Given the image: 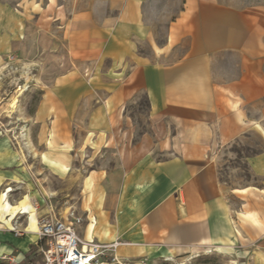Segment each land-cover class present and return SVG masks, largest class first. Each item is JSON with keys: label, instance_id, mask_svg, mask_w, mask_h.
<instances>
[{"label": "crops", "instance_id": "obj_1", "mask_svg": "<svg viewBox=\"0 0 264 264\" xmlns=\"http://www.w3.org/2000/svg\"><path fill=\"white\" fill-rule=\"evenodd\" d=\"M66 2L0 0V66L8 53H47L53 68L31 117L39 166L0 128V256L41 261L32 221L62 192L50 177L79 184L59 218H81L84 240L120 241L116 256L130 264H183L264 242V152L247 161L260 187L227 192L218 169L225 147L264 132V4L182 0L166 43L145 55V0ZM140 95L148 116L137 137L128 107Z\"/></svg>", "mask_w": 264, "mask_h": 264}, {"label": "rangeland", "instance_id": "obj_2", "mask_svg": "<svg viewBox=\"0 0 264 264\" xmlns=\"http://www.w3.org/2000/svg\"><path fill=\"white\" fill-rule=\"evenodd\" d=\"M2 1L7 2L13 8H17L19 0ZM42 1L46 2V0ZM60 1L64 2V0ZM66 1L67 5L73 3V0ZM77 1L79 8L85 9L91 4L104 0ZM218 1L236 8L264 4V0ZM182 5V0H145L144 17L151 35L149 43L146 41L140 44L141 53L150 55V44L156 47L166 43L169 24L179 15ZM181 49L184 47L182 46ZM11 57L14 58V61L11 60ZM3 61V65L0 66V128L9 135L10 142L19 150L25 159V163L32 164L34 167L39 166L37 155L41 147L36 139L38 126L31 120V117L40 102L47 80L53 77L49 55L44 53L39 58H34L32 54L20 57L18 52H13L8 53ZM128 114L135 119L138 137L141 132L147 129L148 104L144 95L138 96L129 105ZM260 152H264V132L262 130L247 133L221 151L218 164L219 178L227 192L246 186H262L261 179L252 174L247 162L250 156ZM86 156L93 157V151L91 149L85 150L78 162L81 163ZM105 158H108V155ZM89 169L90 167L86 166L83 171L85 170L86 173ZM47 182L52 188L62 192L56 193L53 197L46 196L47 203H49L48 210L52 213L43 217H53L52 214H56L57 219H60L61 208L64 205L68 206L65 204L70 199L66 197L68 191L72 194L71 204H76L79 184L67 187L60 180L51 177ZM228 198L234 207L240 205L231 195H228ZM68 210H63V212L66 213ZM80 220L82 222L81 218ZM81 222L76 225V229ZM237 255L240 258H237ZM183 264H264V242L230 253L227 251H209L198 256L185 258Z\"/></svg>", "mask_w": 264, "mask_h": 264}, {"label": "built area", "instance_id": "obj_3", "mask_svg": "<svg viewBox=\"0 0 264 264\" xmlns=\"http://www.w3.org/2000/svg\"><path fill=\"white\" fill-rule=\"evenodd\" d=\"M71 218L41 217L37 220V253L41 256L38 264H130L116 256L117 248L122 245L120 241L102 244L84 240L76 229L81 220L74 215ZM13 232L18 237L24 235V231L16 228ZM0 264L31 263H21L12 256L2 255Z\"/></svg>", "mask_w": 264, "mask_h": 264}, {"label": "trees", "instance_id": "obj_4", "mask_svg": "<svg viewBox=\"0 0 264 264\" xmlns=\"http://www.w3.org/2000/svg\"><path fill=\"white\" fill-rule=\"evenodd\" d=\"M260 153H262V152H260ZM260 153H255V154H253L252 156H250L249 158H251V157H253V156H256V155H258V154H260Z\"/></svg>", "mask_w": 264, "mask_h": 264}, {"label": "bare ground", "instance_id": "obj_5", "mask_svg": "<svg viewBox=\"0 0 264 264\" xmlns=\"http://www.w3.org/2000/svg\"><path fill=\"white\" fill-rule=\"evenodd\" d=\"M32 224H33V225H36V221L33 220V221H32Z\"/></svg>", "mask_w": 264, "mask_h": 264}]
</instances>
